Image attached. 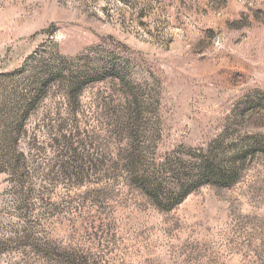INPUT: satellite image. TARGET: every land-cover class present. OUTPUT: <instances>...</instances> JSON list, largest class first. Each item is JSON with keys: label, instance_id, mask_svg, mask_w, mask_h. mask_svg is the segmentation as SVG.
<instances>
[{"label": "rangeland", "instance_id": "obj_1", "mask_svg": "<svg viewBox=\"0 0 264 264\" xmlns=\"http://www.w3.org/2000/svg\"><path fill=\"white\" fill-rule=\"evenodd\" d=\"M0 264H264V0H0Z\"/></svg>", "mask_w": 264, "mask_h": 264}, {"label": "trees", "instance_id": "obj_2", "mask_svg": "<svg viewBox=\"0 0 264 264\" xmlns=\"http://www.w3.org/2000/svg\"><path fill=\"white\" fill-rule=\"evenodd\" d=\"M262 142H257L260 145ZM251 153H241L235 159H230L228 167H221L220 162L202 159L200 163L188 164L179 161L175 170H171L174 187H166L163 182L152 175L147 174V170L138 171V162L131 166L133 181L140 192L148 197L161 210L169 211L178 206L194 189L204 185H211L217 188L232 186L239 177V171L245 159Z\"/></svg>", "mask_w": 264, "mask_h": 264}]
</instances>
